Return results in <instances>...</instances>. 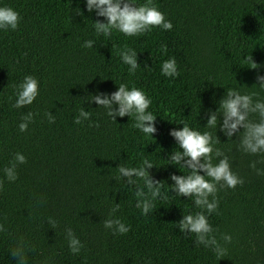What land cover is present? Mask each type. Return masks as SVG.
I'll use <instances>...</instances> for the list:
<instances>
[{
  "label": "trees",
  "instance_id": "obj_1",
  "mask_svg": "<svg viewBox=\"0 0 264 264\" xmlns=\"http://www.w3.org/2000/svg\"><path fill=\"white\" fill-rule=\"evenodd\" d=\"M146 2L132 0L137 6ZM152 2L172 30L157 27L133 37L113 30L103 37L93 23L107 21L95 10L89 13L86 0H0V7H11L21 17L17 30H0V224L6 229L0 232V264H16L10 253L21 237L32 248L28 264H264V176L250 167L264 156L243 153L235 134L228 140L219 128L216 133L205 127L208 110L219 107L228 89L257 93L254 100L264 101L256 80L264 76V0ZM76 8L83 14L77 15ZM87 40L95 41L92 48L82 47ZM129 48L141 66L135 74L119 55ZM250 55L259 69L249 68L244 58ZM173 57L180 75L170 78L161 65ZM27 75L38 80L39 95L32 105L15 109L17 86ZM121 83L142 89L152 100L153 137L134 128V118L112 121L90 102L91 95H111ZM82 107L91 112L90 120L76 124ZM28 111L34 119L21 132ZM46 112L55 123H49ZM183 123L217 134L216 147L245 181L235 190L221 189L219 214L208 216L227 249L223 256L195 246V237H185L176 227L183 215L202 211L168 187L174 183L171 175L188 174L167 160L179 150L170 133ZM17 152L27 163L17 166L18 179L9 182L3 169ZM144 158L154 164L148 171L165 182L161 191L168 197L157 199L147 216L136 208L138 198L127 178L116 179L120 164L140 167ZM256 168L264 170V163ZM116 204L119 210L110 216ZM50 217L57 221L55 228L47 223ZM106 219H120L130 231L113 234L104 227ZM69 228L83 244L79 254L69 250ZM222 234L231 235L232 242L225 244Z\"/></svg>",
  "mask_w": 264,
  "mask_h": 264
},
{
  "label": "clouds",
  "instance_id": "obj_2",
  "mask_svg": "<svg viewBox=\"0 0 264 264\" xmlns=\"http://www.w3.org/2000/svg\"><path fill=\"white\" fill-rule=\"evenodd\" d=\"M86 8L89 13L95 10L97 17H104L107 22L96 20L94 24L95 32L98 36L111 37L113 30L119 31L127 37L143 36L151 32L153 28H161L170 31L173 24L166 20L165 15L158 10L152 0H147L145 4L137 6L132 0H86ZM77 15L83 13L76 8ZM21 17L18 12L11 7H0V30L5 32L18 29ZM94 40H87L82 47L92 48ZM161 51L167 52V46L161 45ZM121 61L129 66V73L135 74L140 68L137 62V52L133 49L122 50L120 53ZM251 64L250 69H259L261 65L253 61L252 55L244 58ZM161 72L164 76L175 78L180 75L175 58L165 60L161 65ZM257 83L261 89H264V76H256ZM39 95V82L31 75L24 77L23 82L17 86L16 102L12 105L15 109H21L24 106H30ZM258 94H241L235 89H228L225 95L218 101L219 107L207 112L206 128H215L222 132L228 140H233L235 134L239 141V149L249 155L264 156V101L255 99ZM94 101L99 107L106 110V114L112 121L116 117L134 118L133 127L140 130L145 135L153 137L156 131L154 123L156 117L148 111L152 100L145 94L142 89L132 87L121 83L118 85V91L107 95L98 92L91 95V101ZM114 105L118 107H114ZM34 113L28 111L22 117L19 124V130L25 132L28 125L33 122ZM49 123H55V116L51 112H46ZM256 115L257 120L250 117ZM91 112L86 111L83 107L79 115L75 117V123L81 124L82 121L90 120ZM222 117V121L219 119ZM219 121V123H218ZM91 126V125H90ZM99 126L98 124L96 125ZM243 129V131H240ZM170 135L177 141L178 149L173 150L169 155V164L187 170V175H171L170 179L173 184L168 185L169 190L175 192L178 197H187L193 200L195 207L202 209L194 214L183 215V218L176 224L180 232L185 237H195V246L203 245L210 248L216 255L223 256L227 249L217 240L214 229L209 223L208 216L213 213L219 214L218 192L221 189H233L239 185L243 186L244 179L232 171L229 156L220 148L216 147L220 143L217 134L213 135L210 131L201 133L183 123V128L173 130ZM218 160L213 163V160ZM27 159L22 153H15L10 166L3 169L4 174L9 182H15L18 179L17 166L26 164ZM257 163H264V159L253 161L250 167L256 171L257 175L264 176V170L256 168ZM154 164L147 158L142 160L140 167H126L119 165V176L116 179L127 178L125 183L130 186L138 198L136 208L141 210L142 215L147 216L155 209L157 199L166 200L168 197L161 191L165 182L155 180L149 169ZM178 168V167H177ZM178 168V169H179ZM203 172L204 175L200 173ZM139 181L143 182L141 186ZM147 189V191H145ZM0 191H3V181L0 180ZM119 210V204H116L109 213L113 216ZM207 213V214H205ZM53 228L57 226V221L51 217L47 221ZM106 229L112 230L113 234H126L130 228L120 219H106L103 221ZM6 231L3 224H0V232ZM66 238L68 247L72 254H79L83 248L81 241L75 236L71 228L66 229ZM221 239L225 244L232 242V236L222 234ZM23 237L19 238L15 246L11 249V256L15 259L16 264H28L27 253L31 251Z\"/></svg>",
  "mask_w": 264,
  "mask_h": 264
}]
</instances>
